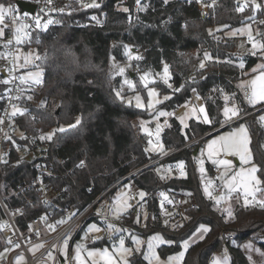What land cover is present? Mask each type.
Listing matches in <instances>:
<instances>
[{
  "label": "trees",
  "instance_id": "obj_1",
  "mask_svg": "<svg viewBox=\"0 0 264 264\" xmlns=\"http://www.w3.org/2000/svg\"><path fill=\"white\" fill-rule=\"evenodd\" d=\"M2 2L0 0V4ZM133 2L98 0V8L88 7L63 15L62 27L29 35L31 46L25 44L24 49L32 47L40 55L41 59L33 66L43 69L44 87L41 93L28 99L18 125L29 134L36 130L46 134L50 132L52 138L47 157L34 156L31 162L25 159L31 149L27 138L7 142L8 160L3 164L0 189L6 195L17 186L29 183L36 163L45 162L52 164L58 174V178L50 179L51 184L66 188L69 201L84 206L117 178L153 158L135 139L131 127L133 120H150L153 113L137 109L118 98L115 94L118 80L112 78L108 71L110 55L121 60L124 45H130L142 54L138 62L140 68L155 73L160 71L162 63L169 67L172 90L156 84L160 94L170 95L160 104V109L176 111L191 101L194 93L202 102L211 123L190 119L182 132L175 117L168 119V125L161 133L164 151L204 138L162 162L161 174L150 167L131 177L137 192H143L145 196L123 216L134 225V235L145 240L155 234L163 236L168 244L157 247V253L163 259L177 253L183 241L200 226H205L208 231L200 240L190 244L183 258L184 264H210L212 256L222 250L226 251L230 264H250L241 244L251 241L264 252V209L257 205L245 207L237 201L231 209L232 217H229L227 211L217 208L213 200H206L195 172L194 153L208 133L225 124L221 115L225 96L237 103L239 116L257 109L247 106L244 93L237 87L245 75L237 65L240 57L235 52L234 41L225 36V31L244 22L254 23L263 16H250L246 8L238 11L240 6L234 0H217L216 5L212 3L208 16L195 1L190 0H168L167 3L164 0H141L137 14L132 10ZM124 8L128 11H123ZM95 22L100 24L95 25ZM259 25L263 30L264 24ZM205 53L211 59L204 61ZM257 58L243 57L245 70L252 67ZM201 61H204L203 68L200 67ZM5 88L0 83V107ZM259 112L239 122L247 124L254 163L260 169L257 174L264 181V129L253 118ZM77 118L80 119L79 124L76 123ZM61 128L64 131H59ZM17 145L20 150L13 149ZM57 145L60 147L58 154L66 161L67 169L81 159H84L85 166L75 167L68 173L62 171L51 161ZM178 163L183 164V177L174 173ZM91 186L92 190L88 192ZM260 187L264 192V182ZM157 192L170 199L183 194L192 200L194 207L183 213L175 206L165 210L164 226L167 229L159 222L158 211L150 212L149 209L148 216L154 218L152 225L140 226L142 200H151ZM115 194L116 191L111 193L107 200L112 201ZM5 204L10 212L15 209L24 212L22 217L16 218L20 229H23L25 221L44 212L39 201L30 206L21 196L5 199ZM2 226L0 210V251L6 247ZM130 235L125 236L126 241ZM226 235H231L232 240H226ZM118 237L103 236L89 246L109 245ZM139 261L141 258L138 256L131 259V263Z\"/></svg>",
  "mask_w": 264,
  "mask_h": 264
},
{
  "label": "built area",
  "instance_id": "obj_2",
  "mask_svg": "<svg viewBox=\"0 0 264 264\" xmlns=\"http://www.w3.org/2000/svg\"><path fill=\"white\" fill-rule=\"evenodd\" d=\"M18 1L34 5V12L30 13L22 11L17 6ZM97 1L98 0H95V2ZM122 1L125 2L126 0ZM216 1L217 0L213 1V5H216ZM92 2L93 0H52V3L49 5L47 0H3L1 3L5 6L7 15L4 23L1 24L5 34L3 37H0V54L8 53L10 55L7 60L0 56V75L2 77L0 81L9 79L10 83H2L6 88L1 96L2 105L0 107V120H3V123H0V158H2L0 159V179L3 164L5 163L4 161L7 162L8 160L7 142L27 138L31 144V149H29L25 159L31 162L34 156L47 157L50 141L49 139H40L41 136L47 137L49 134L42 133L38 130H36L35 133L29 134L20 129L18 118L21 114L17 113L15 116L10 115L13 110V105L23 112V109L28 103V97L41 93L44 87L43 82L40 85L20 84L19 77L21 76V73L19 69L13 70L11 75H9V70L13 68V64L15 63L13 57L16 54L17 49L19 47L24 49L25 44L31 46V43L28 40H25L19 45L15 43L13 15L20 16L21 21L30 26L27 29L29 35L32 33L43 34L51 29L62 27L64 23L62 19L63 15L70 12L85 10L88 7H84L83 5L91 4ZM41 9L44 11L42 12ZM138 9L139 4H137V0H134L132 10L137 14ZM202 12L205 16H208L207 11ZM24 14H27V16L25 17ZM36 17H40L42 23L48 20H51L52 23L48 25L47 29H37L34 25V18ZM258 22L264 24V17L259 19ZM94 24L99 25L100 23L95 22ZM9 40L12 41L11 44L7 43ZM28 49L33 48L31 47ZM32 67L34 66L32 65ZM244 96L246 97L245 93ZM131 127L135 139L145 148L149 144V141H151V144L153 145H162L161 135H157V132L153 127L150 126L148 132L144 133L141 130V124H139L137 120L131 122ZM203 138L204 137L197 138L179 148L165 153L159 152L158 149L149 152L153 158L148 163L117 178L105 187L92 201L84 206L71 203L66 188H57L51 184L50 179L58 178V174L52 164L37 162L34 167V176L29 183L17 186L15 189L8 191L6 195L3 194L0 189V210L3 214L1 234L6 241V247L4 250H7L6 253L8 254V258L4 256L0 257V264H18V258H22L21 261H23L24 264H64L65 256L61 255L60 250L63 247V239L65 237L68 238L69 243L68 261L69 264H72L70 256L73 243L78 239L89 223H95L98 228L101 229V231L96 234V237L99 238L103 236H127L133 234L135 231L134 225L129 223L123 215L118 219L113 217L110 212V209L113 208V200L108 201L107 197L114 191L123 188L125 192L124 196L128 199L130 207H134L137 204L138 192L135 185L130 181L131 177L150 167H152L157 174H161L163 172L161 165L162 162L170 158L172 155L196 145ZM157 141L159 143H157ZM13 149L20 150L18 145L14 146ZM59 149L60 147L57 145L51 161L53 164L59 165L65 173H68L75 167L83 168L85 166L84 159H81L75 165L67 169L65 166L66 161L58 154ZM208 172L210 179L216 185L214 193L222 196L223 192L218 186L221 180L219 178L220 175L218 169L214 166H210ZM91 190L92 186L89 188L88 192H91ZM16 196H21L30 206H34L36 201H39L40 206L44 209L43 213L25 221L23 229L19 228L16 223V218L18 216L22 217L24 212L16 209L13 212H10L5 204V199ZM185 197V195L179 194L176 195L174 199H170L162 193L157 192L151 200H142L141 205L147 212V220L140 226H145L146 224L152 225L154 218L153 216H148L149 209L150 212L154 211V209L158 211L159 222L164 226L166 223L164 211L171 206H175L181 213L186 209L193 208L194 203L192 201L186 205L181 204L185 200ZM205 199L213 200L217 208H224L222 202L217 204L212 197H206ZM73 213H75V215H72ZM70 216L71 219H68ZM59 220H67V222L64 224H57L56 222ZM109 224L113 226L112 230H109ZM49 225H55V230L53 231L50 229L48 227ZM172 228L170 227V229ZM117 229H119V231H117ZM165 229H167V227H165ZM225 237L228 241L232 240L231 235H226ZM17 244L19 247L13 251V247ZM37 245H42V247L34 253H31L30 249H34ZM49 252L52 254L51 259L48 258Z\"/></svg>",
  "mask_w": 264,
  "mask_h": 264
},
{
  "label": "rangeland",
  "instance_id": "obj_3",
  "mask_svg": "<svg viewBox=\"0 0 264 264\" xmlns=\"http://www.w3.org/2000/svg\"><path fill=\"white\" fill-rule=\"evenodd\" d=\"M190 1L196 2V0H190ZM213 1H215V0H202L201 3H198V2H196V3L199 5L200 10H202L204 12L207 11L209 14L208 8L212 5ZM234 2L239 4V6L242 7L243 9L246 8V10L250 14V16L251 15L256 16L258 14H262V16L264 17V0H255L256 4L261 5V8L257 9L255 12L253 11V0H234ZM0 6H3L5 9V6L3 4H0ZM261 18H259V19H261ZM258 20L255 21L254 23L249 22V21L244 22L239 26L229 28L225 31V36L228 38H231L234 41L235 52L240 57L239 61L237 62V65L239 66L241 63L244 64V67L242 70L244 72L245 78L243 80H241L237 85L239 91L242 94L245 93V90L242 89L240 87V85L250 81L251 79L254 78L255 75L259 74V72L254 73L252 71V69L256 68L257 65L264 63V58H262L261 55H259V54L256 55L258 58H257V61L255 62V64L252 67H250L249 69L245 70V62L243 60V57L253 56L251 54V51H250L251 50V44L248 42L247 32H245L244 34H241L237 30L244 29V28H250L252 35L254 36V38L256 40L264 41V29L263 30L261 29V27L259 25L260 23L258 22ZM232 33H236V34L232 35ZM257 33H259V35H257ZM18 50H19V53L21 54L20 63H23V56L24 55H27L30 52H34L33 49H23L22 47H19ZM122 54H123V59H121V60H118L114 56L110 55V57L108 59V63H109L108 71H109V74L112 78L118 80V85L115 88V94L117 91L120 92V97H118V98L122 99L125 103L132 104L137 109L147 110L148 112L153 113V117L150 120L143 121V123L140 122L139 120H137L139 122V124H141V128H142V131L144 133L148 132L151 124H153L152 127L157 132V124H159L160 125L159 135H161L163 129L168 125V119L170 117H175L177 119L178 123L180 124L181 131L184 132V130L187 126L185 127L184 124H181L180 118L183 117L185 115V113L189 114L188 117L185 119L186 125H188V122L190 119H195V120L203 122V116H200L199 119H197L196 116H193L191 114V108L195 107L197 109V114H199V107L203 106L199 99L194 100V96H195L194 93H193L192 100L189 101L188 103L184 104L182 107H180L176 111L167 112V111L159 108L160 104H162L163 102H165L167 100V99H165V97H170V95L169 94H160L159 90L156 87V84L160 83V84L164 85L165 87H167L168 89L172 90V85L170 84V79H168V83L164 82L163 68H164L165 63L161 64V68H160L159 72L154 73L149 69L139 67L138 62L141 60L142 54H141V52L134 51L130 45H124L123 50H122ZM130 57H131V59H130ZM135 57H140V59H136ZM31 67L32 66H29V68H27V69H24V68L19 69L21 75L26 74L27 71H36L37 70V68H34V67L31 68ZM120 68L124 69L123 75L119 74ZM145 73L149 74L148 75L149 82L147 84V87H145V84L140 79V77L142 75H144ZM1 79H2V77L0 75V80ZM125 80L130 81L132 83L133 87L129 88L128 85L125 83ZM169 85H171V87H169ZM150 90H154L156 93V95L151 98L153 101V104H154V107H152V108L148 107V103H149V99H150L148 93ZM137 96H139L140 102L143 104V107H137V99H136ZM157 100L160 102L155 103V101H157ZM244 101L247 104V106L257 107V109L250 111L248 113H245L241 116L238 115L237 117H234L232 120L225 122V118L223 115L224 108L226 106L231 107L232 105H235L238 108L237 103L234 100L225 101L224 105L221 108V115H222V119L225 122V124L221 125L219 128L211 131L210 133L221 129L222 127H226V126H231V127L226 129V130H223V131H217V132L211 134L210 136H207V137L205 136L206 138L197 146V149L195 150L196 154L194 155V168H195V172H196V175H197V178L199 181L201 192L204 196L212 197L215 201L217 199H219L221 197V195H217L214 193V189H215L216 185L210 179V175H209V172L207 170V166L216 167L219 171V175H221V173L225 171V168L223 165L214 164L213 160H221V159L229 160L231 162V165H232L231 169L229 170L230 175L233 172L240 170V168L242 166L240 164L238 157L226 156L223 153H221L218 156H214L210 159L208 156V144L212 140L218 139L220 136H225V135L229 134L230 132L235 131L237 128H239L240 125H244L248 130L247 124L245 122H239V121L242 120L243 118L253 116L259 110H260V112L256 116H254L253 118L264 129V126L261 125V122L259 120L260 116H264V104H256L255 106H252L248 103V100H244ZM160 112L171 113V115L160 116L159 115ZM239 114H240V112H239ZM233 124H235V125H233ZM248 133H249V131H248ZM48 134L50 135L51 133L49 132ZM249 137H250V135H249ZM249 147H250V145H249ZM145 149L148 152L154 151L155 149H158L159 152H161V153L166 152V151H164V149H162V151H161L160 144L159 145L148 144ZM262 149L264 151V144L262 145ZM179 165H181V163H178L175 166L174 173L176 174V176L183 177L184 174L181 175V168L178 167ZM201 167H203V169H204L203 173L200 171ZM243 167H248V166L245 165ZM182 171H183V169H182ZM183 173H184V171H183ZM257 176H258V174H257ZM209 183L211 185L209 187V192L211 193V196L206 195L204 192L205 186H208ZM223 183L224 182L222 180H220L218 186L220 187V189L223 192L222 196L228 197L229 196L228 191H227V189H225L223 187ZM124 194H125V192H124L123 188H120L116 191L115 197H114L113 202H112L113 207H114V202L117 201L118 198L121 200L127 199L124 196ZM257 198L258 199H264V192H262V190L257 193ZM140 199L141 198H140L139 193H138L137 202ZM191 201L192 200L189 197H185V200L181 204L186 205V204L191 203ZM237 201H240L241 204L244 206L243 196L241 195V193L240 192L231 193L230 198H227L225 200H221V202L224 205L223 209H225V211L226 210L231 211V209L234 207V205ZM127 202L129 204L128 199H127ZM253 205H255V204H253ZM130 209H131V207L129 205V207L120 216L127 214ZM140 217H141V223H144L147 220V212L143 208H141V210H140ZM138 218L139 217L137 216L136 220H138ZM93 224H95V223H89L85 227V229L82 231L79 238L74 241L71 256L74 255V249H75L76 245L79 243H83L85 246V249H87V250H93V249L103 250V249L107 248L111 252L114 248L119 247V242L121 239H123L124 240V246L131 250V254L127 257L129 264H148V261L144 258V256L148 252L149 241L153 237H156V236H159L163 241H165L164 243H158L157 241L152 240V243L154 245L153 250L157 256H159L157 253V247L160 245L168 244V242L160 234L152 235L151 237H148L146 240L132 234L128 237L127 241L125 239V236H120L117 239L110 241L109 245H102V246H97V247L92 246V245L89 246L91 242L96 240V234L97 233H92L87 239H85V233L87 232L88 228ZM204 228H206V227L200 226L189 239L185 240L188 242L189 246L194 241H197L201 237H203V235L205 234V232H203ZM135 240H139L140 244L137 245L134 242ZM185 241H183L181 243L180 250L171 256H176L181 251H184V255H185L186 251L183 248V244ZM249 244L252 245L251 249H248L247 247H245L246 245H249ZM15 249H17V247L14 246L13 251ZM137 249H139V250H137ZM241 250H242L243 254L246 256V258L250 264H264V252L253 242L245 241L244 243L241 244ZM30 252L33 253L32 251H30ZM0 254H2V255H0V257L4 256V257L8 258V254L6 253L5 250L0 251ZM225 254L227 255L225 250H222L221 252L214 254L212 256V260L210 261V264H212V262L215 258L223 259ZM71 256H70V259H71ZM134 256L140 257L141 261H139L137 263H131V259ZM171 256H169V257H171ZM169 257H167L165 259L160 257V264H167V260ZM17 260H19V264H24L20 258H18ZM71 263L73 264V262H71ZM153 264H155V262H153ZM180 264H184L183 260L180 262ZM228 264H230L229 257H228Z\"/></svg>",
  "mask_w": 264,
  "mask_h": 264
},
{
  "label": "snow or ice",
  "instance_id": "obj_4",
  "mask_svg": "<svg viewBox=\"0 0 264 264\" xmlns=\"http://www.w3.org/2000/svg\"><path fill=\"white\" fill-rule=\"evenodd\" d=\"M165 3L168 2V0H164ZM196 2L201 3L202 0H196ZM47 3L50 5L52 3V0H47ZM140 3V0H137V4ZM84 7H90V8H98L100 5L93 0L91 4H84ZM261 8L260 4H256L255 0H253V11L255 12L257 9ZM238 11H243V8L240 7L237 9ZM43 12L44 10L41 9ZM62 11V10H61ZM123 11L127 12L128 9L124 8ZM6 11L3 6H0V24H3L6 18ZM26 17L27 14H24ZM92 19H96V17H92ZM52 21L48 20L44 23H42L40 17L34 18V25L37 29H47L48 25L51 24ZM13 27H14V32H15V43L17 45L23 43L25 40H29L30 36L29 33L27 32V29L30 27L28 24L23 23L21 21V17L17 15H13ZM241 34H244L247 32L248 34V42L251 44V54L253 56L256 55H261L262 58H264V41L256 40L254 36L252 35L251 29L250 28H244V29H239L237 30ZM4 29L0 27V37L4 36ZM211 34V33H210ZM236 33H232V35H235ZM259 35V33H257ZM39 42V41H37ZM8 44H11L12 41L9 40L7 41ZM10 54L5 53V54H0L2 58L8 59V56ZM136 59H140V57H135ZM15 63L13 64V68L9 70V75H11V72L13 70H18L21 68L27 69L29 66L34 65L35 61H38L41 59L40 55L35 53V52H30L27 55L23 56V63H20L21 61V54L19 53V50L17 49L16 54L13 57ZM131 59V57H130ZM211 59V57L205 53L204 55V61H207ZM204 61H201L200 67L203 68ZM241 69H243L244 64L241 63L239 65ZM37 70L36 71H27L26 74L21 75L19 77L20 84H31V85H40L43 82V69L40 68L38 65H36ZM254 73L259 72L258 75H255L253 79L250 81L241 84L240 87L245 90V95L248 100V103L252 106H255L256 104H264V63L257 65L256 68L252 69ZM124 69L120 68L119 69V74L123 75ZM148 75L145 73L140 77L141 81L145 84V87H147V84L149 82L148 80ZM163 78L164 82L168 83V79H170L169 75V67L167 64L164 65L163 68ZM0 83L8 84L10 83L9 79H5L3 81H0ZM125 83L128 85L129 88H132L133 85L130 81L125 80ZM171 87V85H169ZM117 97H120V92H116ZM149 103L148 107L152 108L154 107L152 97L156 95L154 90H150L149 93ZM31 99V97H28ZM169 97H165V99H168ZM137 107H143V104L140 102L139 96H137ZM199 99V97H197ZM225 101L228 100V97H224ZM160 101H155V103H159ZM13 110L11 112V116H15L17 113L23 115L24 113L17 108L15 105L12 106ZM191 114L193 116H196L197 119H199L200 116H203V123H211L207 113L205 112V109L203 106L199 107V114H197V109L195 107L191 108ZM160 116H168L171 115V113H166V112H160ZM188 113H185L183 117H181V124H184L186 127L187 125L185 124V119L188 117ZM223 115L225 118V122L232 120L234 117H237L239 115V110L235 105H232L231 107H225L223 110ZM259 120L261 122V125L264 126V116H260ZM0 123H3V120H0ZM77 124L80 123V119L77 118L76 121ZM143 123V122H142ZM75 125H70V127H74ZM59 131H64L63 128L59 129ZM160 132V125L157 124V135ZM51 135H48L47 137L41 136L40 139H49L51 140ZM152 142L149 141V144ZM157 143H159L157 141ZM251 143L249 133L247 128L244 125H240L239 128H237L235 131L230 132L229 134L225 136H220L218 139L212 140L208 144V156L211 159L214 156H218L221 153H223L226 156H236L239 158L241 168L238 171L233 172L231 175L229 174V170L231 169L232 165L229 160H213L214 164L218 165H223L225 168V171L221 173L220 179L224 182L223 187L227 189L229 196H221L219 199L216 200V203L219 204L221 200H225L227 198H230L231 193L234 192H240L241 195L243 196V201H244V206L248 207L253 204L258 205L261 209H264V199H258L257 198V193L261 191L260 185L262 184L261 178L257 176V173L260 171V169L257 167V165L254 163L253 159V154L252 150L250 149L249 145ZM160 149L162 151L163 146L160 145ZM2 159V158H0ZM6 163V161H4ZM247 165L248 167H243ZM178 167L181 168V175H183V165H179ZM200 171L203 173L204 169L203 167L200 168ZM162 179L164 177H161ZM210 183L208 186H205L204 192L206 195L211 196V193L209 192V187ZM139 196L141 199L144 198L145 193L140 192ZM251 198V199H250ZM129 207V204L127 202V199H117V201L114 202V207L110 209L111 214L115 218H119L120 215ZM227 214L229 217H232V212L230 210H226ZM99 214V213H98ZM72 215H75L73 213ZM44 219V218H42ZM71 219V216L68 218ZM67 220H59L56 223L57 224H64L66 223ZM50 229L53 231L55 230V225H49L48 226ZM109 230H112L113 226L111 224L108 225ZM101 229L98 228L95 224L91 225L87 232L85 233V239H87L92 233H98L100 232ZM119 231V229H117ZM208 229L204 228L203 232H207ZM202 238V237H201ZM96 239H99V237H96ZM152 240L157 241L158 243H164L159 236L153 237L148 244V252L145 254L144 258L148 261V264H160V257L157 256L153 250L154 245L152 243ZM137 245L140 244L139 240L134 241ZM11 243V241H10ZM170 243V242H169ZM15 247H19V245H15ZM42 245H37L35 246L34 249H30L33 253L38 250ZM189 247V244L187 241L184 242L183 248L186 251ZM248 249L252 248V245H246ZM68 249H69V243H68V238L65 237L63 239V247L61 248V255L65 256V262L64 264H69L68 261ZM139 250V249H137ZM7 251V250H6ZM131 254V250L126 248L124 246V240L121 239L119 242V247L114 248L111 252L105 248L103 250H87L85 249V246L83 243H79L76 245L74 249V255L71 256V262L73 264H129L127 257ZM2 255V254H0ZM184 257V251H181L178 255L176 256H171L167 260V264H180V262L183 260ZM48 258H52L51 252L48 253ZM22 259V258H20ZM19 264V260H18ZM212 264H228V257L225 254L223 259L220 258H215L212 262Z\"/></svg>",
  "mask_w": 264,
  "mask_h": 264
},
{
  "label": "water",
  "instance_id": "obj_5",
  "mask_svg": "<svg viewBox=\"0 0 264 264\" xmlns=\"http://www.w3.org/2000/svg\"><path fill=\"white\" fill-rule=\"evenodd\" d=\"M17 6L22 10V11H25V12H30V13H33L34 12V5H31V4H28V3H25V2H22V1H18L17 2ZM225 127H222L221 129L217 130V131H221L223 130ZM217 131H214L212 133H209L206 135L207 136H210L211 134L217 132ZM196 154V152L194 153V155Z\"/></svg>",
  "mask_w": 264,
  "mask_h": 264
},
{
  "label": "crops",
  "instance_id": "obj_6",
  "mask_svg": "<svg viewBox=\"0 0 264 264\" xmlns=\"http://www.w3.org/2000/svg\"><path fill=\"white\" fill-rule=\"evenodd\" d=\"M196 99H197V97L194 96V100H196ZM201 103H202V102H201ZM203 236H204V235H203ZM78 238H79V237H78ZM200 239H201V238H200ZM200 239H199V240H200ZM197 241H198V240H197ZM194 242H196V241H194ZM194 242H193V243H194ZM193 243H192V244H193ZM72 248H73V246H72ZM72 248H71V252H72Z\"/></svg>",
  "mask_w": 264,
  "mask_h": 264
}]
</instances>
